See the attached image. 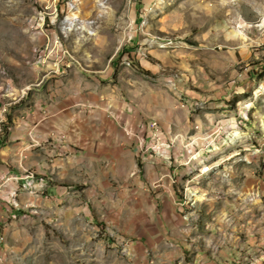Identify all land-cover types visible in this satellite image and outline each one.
Here are the masks:
<instances>
[{
	"label": "crops",
	"instance_id": "obj_1",
	"mask_svg": "<svg viewBox=\"0 0 264 264\" xmlns=\"http://www.w3.org/2000/svg\"><path fill=\"white\" fill-rule=\"evenodd\" d=\"M228 54L225 63L236 65V52ZM38 72L36 85L21 86L0 137V174L18 178L0 194V264L14 263L20 249L12 236L28 212L67 209L142 216L143 235L131 247L141 264H264V170L261 176L255 169L264 166V137L254 149L258 128L250 114L260 115L254 72L242 74L245 85L234 93L242 113L228 111L221 100L205 104L203 117H192L190 103L183 110L179 99H162L124 66ZM248 86L255 91L249 99L243 96ZM207 117L232 139L201 138ZM153 120L163 128L162 147L152 144ZM206 168L211 172L204 174ZM196 178L207 186L185 190ZM189 192L197 195L195 209L185 201Z\"/></svg>",
	"mask_w": 264,
	"mask_h": 264
},
{
	"label": "rangeland",
	"instance_id": "obj_2",
	"mask_svg": "<svg viewBox=\"0 0 264 264\" xmlns=\"http://www.w3.org/2000/svg\"><path fill=\"white\" fill-rule=\"evenodd\" d=\"M45 46L68 50L80 71L109 66L133 69L145 87L162 99H179L181 109L190 103L192 117H203L205 104L221 100L228 111L242 113L234 93L245 85L242 74L254 72L259 91L255 103L264 115V0H0V137L11 125L6 116L16 106L21 86L36 85L38 76L42 77L40 66L48 67L52 76L61 74L57 67L61 51L41 63L50 59ZM232 51L238 62L230 66L225 57ZM151 66L161 70L153 71ZM252 86L243 93L247 99L254 95ZM260 115L250 114L252 125L258 128L254 149L264 137ZM207 121L201 138L208 142L232 139L229 134L222 136L220 122L210 124L209 117ZM159 125L160 138L155 141L152 136L151 141L162 147L165 134ZM255 169L263 176V165ZM207 170L212 169H204V174ZM207 184L192 179L185 190L196 192V187ZM189 194L185 201L190 202L189 209H195L197 195ZM60 207L66 210L65 205ZM129 214L126 209L104 216L95 211L88 216L73 214L68 209L61 214L28 212L27 222L12 236L15 248L20 249L13 255V264H141L140 254L131 247L143 235L137 223L142 216ZM156 237L152 234L151 239ZM148 254L153 257L151 250Z\"/></svg>",
	"mask_w": 264,
	"mask_h": 264
},
{
	"label": "built area",
	"instance_id": "obj_3",
	"mask_svg": "<svg viewBox=\"0 0 264 264\" xmlns=\"http://www.w3.org/2000/svg\"><path fill=\"white\" fill-rule=\"evenodd\" d=\"M61 48L62 47L59 46V48L56 51L62 52V60H61L59 66L61 67V75H63V74H66L71 69H77V67L74 64V61L71 60V55L68 54V50H61ZM53 53L54 52H52L50 54L49 60H42L41 59V63H43L45 61H51V57L53 56ZM149 129L152 133L154 140L158 141L160 138V125H159V123L156 121L150 122ZM153 145H155V143ZM15 179H18V178L17 177H7V174H0V192L8 183L15 181Z\"/></svg>",
	"mask_w": 264,
	"mask_h": 264
},
{
	"label": "bare ground",
	"instance_id": "obj_4",
	"mask_svg": "<svg viewBox=\"0 0 264 264\" xmlns=\"http://www.w3.org/2000/svg\"><path fill=\"white\" fill-rule=\"evenodd\" d=\"M70 22V21H69ZM70 25V24H69ZM67 29V28H66ZM63 31H64V29H63ZM66 31V30H65ZM68 31V30H67ZM58 49V47H56V48H50V46H47L46 47V50L51 54L52 52H60V51H56ZM71 60H73V61H75V59L71 56ZM57 67H59L60 69H61V67L60 66H57ZM60 71V70H59ZM8 107H10V105H8V106H6V108L3 110V113H6L7 111H8ZM9 112V111H8ZM2 113V114H3ZM8 114V113H7ZM7 117V116H6ZM7 119V118H6ZM7 121V120H6ZM2 125H3V123H2ZM1 130V129H0ZM2 134V133H1ZM7 177H14L13 175H8L7 174ZM0 241H2V242H4L5 241V238L4 237H1V239H0Z\"/></svg>",
	"mask_w": 264,
	"mask_h": 264
},
{
	"label": "trees",
	"instance_id": "obj_5",
	"mask_svg": "<svg viewBox=\"0 0 264 264\" xmlns=\"http://www.w3.org/2000/svg\"><path fill=\"white\" fill-rule=\"evenodd\" d=\"M10 127V125L8 127L5 128L4 133L8 131V128Z\"/></svg>",
	"mask_w": 264,
	"mask_h": 264
}]
</instances>
